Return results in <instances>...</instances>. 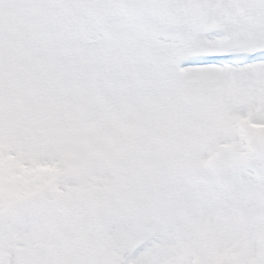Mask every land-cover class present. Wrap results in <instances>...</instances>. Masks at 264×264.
<instances>
[{
    "label": "snow or ice",
    "instance_id": "obj_1",
    "mask_svg": "<svg viewBox=\"0 0 264 264\" xmlns=\"http://www.w3.org/2000/svg\"><path fill=\"white\" fill-rule=\"evenodd\" d=\"M15 5L0 17V125L19 131L0 135V158L33 172L28 202L0 217V264H110L107 250L163 264L173 224L233 243L215 196L264 195V144L239 163L225 153L226 173L166 176L158 188L148 161L164 130L147 100L162 82L264 95V0ZM252 116L264 119V105Z\"/></svg>",
    "mask_w": 264,
    "mask_h": 264
},
{
    "label": "rangeland",
    "instance_id": "obj_2",
    "mask_svg": "<svg viewBox=\"0 0 264 264\" xmlns=\"http://www.w3.org/2000/svg\"><path fill=\"white\" fill-rule=\"evenodd\" d=\"M16 15L15 0H0V17ZM154 88L147 106L164 130L148 161L156 187L163 188L166 176L190 179L213 169L226 173L225 153H234L239 163L258 154L264 144V119L252 116L256 105H264V95L236 89L219 92L209 86L192 89L178 82H162ZM18 131L15 121L0 125L6 140H14ZM43 171L55 174V169ZM32 172L17 157L0 158V217L14 215L28 202L24 182ZM215 200L217 212L232 219L234 242L214 238L210 229L188 232L173 224L176 234L160 246L163 264H264V195L247 190L246 196L232 200L220 192ZM252 200L257 201L254 207ZM106 255L110 264H124L121 251L107 250Z\"/></svg>",
    "mask_w": 264,
    "mask_h": 264
}]
</instances>
